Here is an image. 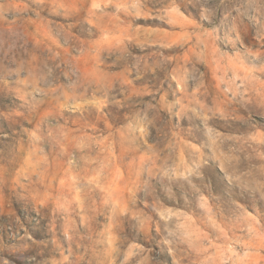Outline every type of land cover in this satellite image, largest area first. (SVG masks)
<instances>
[{"label": "rangeland", "instance_id": "374dc122", "mask_svg": "<svg viewBox=\"0 0 264 264\" xmlns=\"http://www.w3.org/2000/svg\"><path fill=\"white\" fill-rule=\"evenodd\" d=\"M0 264H264V0H0Z\"/></svg>", "mask_w": 264, "mask_h": 264}]
</instances>
